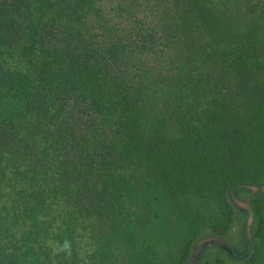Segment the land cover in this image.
Returning <instances> with one entry per match:
<instances>
[{"label":"trees","instance_id":"trees-1","mask_svg":"<svg viewBox=\"0 0 264 264\" xmlns=\"http://www.w3.org/2000/svg\"><path fill=\"white\" fill-rule=\"evenodd\" d=\"M262 17L264 0H0V264H158L155 188L186 223L171 264L240 228L230 195L264 184ZM255 210L239 264L264 250Z\"/></svg>","mask_w":264,"mask_h":264},{"label":"rangeland","instance_id":"rangeland-1","mask_svg":"<svg viewBox=\"0 0 264 264\" xmlns=\"http://www.w3.org/2000/svg\"><path fill=\"white\" fill-rule=\"evenodd\" d=\"M261 23L264 25V17H262ZM237 189L238 191H234L233 196L230 195L229 199L232 213L234 210L237 212L240 208L247 215L240 210L239 214L237 213L241 227L229 230L226 235L201 237L195 245L194 253L187 259V264H207V260H210L208 264H212L217 260L221 251H218L217 247H224L222 250L228 251L230 250V245L237 244L239 246L238 243L240 242L237 240L245 241V238L243 239V229H245L248 236L253 235L256 218L255 205L260 199L264 198V184H249L246 187ZM151 193L150 196L146 197L151 201L153 211L151 213V222L148 226V238L145 239V246L148 249L149 256L156 258V263L171 264L172 259L178 254L186 241V223L169 201L162 196L159 189L155 188ZM189 203L200 208L203 207V202L197 198L192 197L187 201V204ZM236 230L237 234L234 237L233 233ZM231 232L233 233L231 234ZM253 243L252 240H249V243H247V245L249 244L248 247L253 246ZM245 249L246 246H243V250ZM250 251L251 249L248 250V252ZM259 264H264V250L261 253Z\"/></svg>","mask_w":264,"mask_h":264},{"label":"flooded vegetation","instance_id":"flooded-vegetation-1","mask_svg":"<svg viewBox=\"0 0 264 264\" xmlns=\"http://www.w3.org/2000/svg\"><path fill=\"white\" fill-rule=\"evenodd\" d=\"M240 210V208L238 209V211ZM241 211V210H240ZM243 213H245L244 211H241ZM246 215V213H245ZM243 228V227H242ZM243 231V239L245 238V241H240V240H237L239 241L240 243H238L239 246H237V244L235 245H230V250L229 251V254H230V260L233 262V263H236V264H239L240 262L243 261L244 258H246L248 256V253L252 252L253 250V246H249L247 245V243L249 242V239H248V235L246 234V231L245 229L242 230ZM253 237L251 236V240L253 242ZM242 245V246H241ZM243 246H246V249L243 250ZM224 249V247H217V250H222ZM251 249L250 252H248V250Z\"/></svg>","mask_w":264,"mask_h":264}]
</instances>
